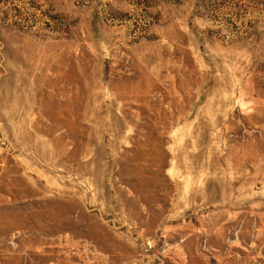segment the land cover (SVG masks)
<instances>
[{
    "label": "rangeland",
    "instance_id": "obj_1",
    "mask_svg": "<svg viewBox=\"0 0 264 264\" xmlns=\"http://www.w3.org/2000/svg\"><path fill=\"white\" fill-rule=\"evenodd\" d=\"M0 264H264V0H0Z\"/></svg>",
    "mask_w": 264,
    "mask_h": 264
}]
</instances>
